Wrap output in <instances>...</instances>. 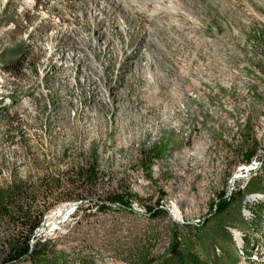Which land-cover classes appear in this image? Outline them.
Returning a JSON list of instances; mask_svg holds the SVG:
<instances>
[{
    "label": "rangeland",
    "instance_id": "rangeland-1",
    "mask_svg": "<svg viewBox=\"0 0 264 264\" xmlns=\"http://www.w3.org/2000/svg\"><path fill=\"white\" fill-rule=\"evenodd\" d=\"M155 1L0 0V64L23 59L0 72V201L22 183L51 206L42 264H160L174 237L188 264H264V217L243 214L264 194V0ZM250 151L261 168L215 215ZM90 157L96 195L65 202ZM125 192L130 210L103 205Z\"/></svg>",
    "mask_w": 264,
    "mask_h": 264
},
{
    "label": "trees",
    "instance_id": "trees-1",
    "mask_svg": "<svg viewBox=\"0 0 264 264\" xmlns=\"http://www.w3.org/2000/svg\"><path fill=\"white\" fill-rule=\"evenodd\" d=\"M23 64L22 58H13L6 61L1 59L0 72L15 74L18 72ZM2 112H6L4 109ZM164 146L148 152L144 156L146 161L145 170L148 176H150V167L153 160H158ZM254 151H250L248 155H245L246 162H248ZM69 185L71 186V193L65 194V202L71 203H83L85 197H92L96 195V186L99 182V173L96 167V161L92 157L88 159L82 167H77L73 174ZM244 196V195H243ZM242 192L236 191L229 201L224 199V193H220L217 197V203L215 215L221 213L225 208L230 206V203L234 200V197L243 199ZM133 197L125 193L112 194L108 197L107 201L103 205H117L122 210H130ZM51 206L44 207L36 206L34 199L30 198L27 193L25 184L17 183L10 187L3 201H0V264H21L28 262L29 264H42L44 255V243L34 242V234L42 224V219L45 212ZM250 220L247 223L258 224L260 219L264 217L254 211V209L264 212V203L252 205L246 208ZM147 216L155 219L162 216H166L165 211L158 208L156 203L155 208H146ZM255 212V213H254ZM174 245L172 244L169 251L170 259L161 260L160 264H188L185 260L186 257L176 250V240L173 238ZM244 248H245V244ZM243 248V249H244ZM243 251V250H242ZM154 262V261H153ZM151 264V263H148Z\"/></svg>",
    "mask_w": 264,
    "mask_h": 264
},
{
    "label": "bare ground",
    "instance_id": "bare-ground-1",
    "mask_svg": "<svg viewBox=\"0 0 264 264\" xmlns=\"http://www.w3.org/2000/svg\"><path fill=\"white\" fill-rule=\"evenodd\" d=\"M142 5H148L149 0H140ZM162 0H156L154 2V5L157 6L155 7L157 10L156 12L160 10V8L158 7L160 5ZM191 98V97H190ZM189 98V99H190ZM194 100V99H193ZM245 106V105H244ZM213 110H215V108L213 107ZM187 135H185L186 137ZM260 167V163H257L254 165V167H252V172H256V170H259ZM264 203V194L263 195H259V194H250L247 195L244 198V202H243V214L247 217L245 219V221L249 222L250 220V215L247 211V207L251 206L252 204L257 205V204H261ZM69 215V210L66 207H61L55 211H53L50 215H49V221L47 224H45V226H43L42 230H56V227L63 223L65 221V219L67 218V216Z\"/></svg>",
    "mask_w": 264,
    "mask_h": 264
},
{
    "label": "built area",
    "instance_id": "built-area-1",
    "mask_svg": "<svg viewBox=\"0 0 264 264\" xmlns=\"http://www.w3.org/2000/svg\"><path fill=\"white\" fill-rule=\"evenodd\" d=\"M252 159V158H251ZM251 159L247 162L246 166L243 165L240 169H238L242 175L240 177H233L230 182V188L224 193V199L226 201H229L231 196L236 192V191H243L244 186H236V183L242 182L246 178H250L252 175V167L256 164V160ZM236 186V187H235ZM215 209V206L213 207V210Z\"/></svg>",
    "mask_w": 264,
    "mask_h": 264
},
{
    "label": "water",
    "instance_id": "water-1",
    "mask_svg": "<svg viewBox=\"0 0 264 264\" xmlns=\"http://www.w3.org/2000/svg\"><path fill=\"white\" fill-rule=\"evenodd\" d=\"M76 207V205H73V208H75Z\"/></svg>",
    "mask_w": 264,
    "mask_h": 264
}]
</instances>
